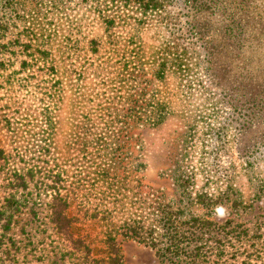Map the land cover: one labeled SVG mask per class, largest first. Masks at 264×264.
I'll return each mask as SVG.
<instances>
[{
    "label": "rangeland",
    "instance_id": "rangeland-1",
    "mask_svg": "<svg viewBox=\"0 0 264 264\" xmlns=\"http://www.w3.org/2000/svg\"><path fill=\"white\" fill-rule=\"evenodd\" d=\"M121 1L0 0L1 20L8 22L1 42H22L11 45L15 55L4 57L0 70V202L14 193L16 174L26 175L31 193L6 233L11 241L0 248V264H80L77 255H64L69 242L49 220L52 184L66 197L68 216L77 218L74 237L87 240L96 255H102L105 227L132 217L147 224L145 216L159 204L178 205V168L192 176L193 195L230 193L211 213L192 206L195 214L208 212L214 223L231 220L241 229L264 218V191L258 194L264 118L244 115V93L264 87V19L251 9H264V0H247L245 7L246 0H237L240 8L231 3L228 17L238 20L232 30L226 14L214 11L209 57L180 0H167L148 19L134 37L142 47L134 55L130 20L138 11ZM99 10L118 22L105 30ZM26 35L32 36L29 52ZM161 61L166 69L155 77ZM154 100L168 106L159 124L142 110ZM248 204L252 209L245 210ZM102 210L110 212L108 222ZM237 230L221 258L213 253L201 264H244V236L237 238ZM116 243L123 264H170L137 238L118 234Z\"/></svg>",
    "mask_w": 264,
    "mask_h": 264
},
{
    "label": "trees",
    "instance_id": "trees-1",
    "mask_svg": "<svg viewBox=\"0 0 264 264\" xmlns=\"http://www.w3.org/2000/svg\"><path fill=\"white\" fill-rule=\"evenodd\" d=\"M90 1L94 2L98 0ZM180 1L186 3L191 10L187 23L193 34L198 39L204 41V48L209 57L214 51L213 49V51H211V48L215 47L213 42L214 39L211 35L213 29L210 24V16L216 9H221L218 13L221 15L226 14L223 19H229V22L225 24L227 25L226 27L232 30L234 27L232 23L236 24L238 20L234 19V14H230V17H228V13L230 12L227 13L226 11L231 9L229 8L231 3H236L237 8L241 6L237 4V0ZM221 1L228 2V4L220 7L218 3ZM121 2H124V5H135V11H138V14L133 15L132 20H130L132 33L131 37H129V42L131 44L138 45L137 49L135 47L133 48L136 49L134 50V55H138L139 49L142 47L134 37L138 36L140 30L146 26L151 16L156 13H161L165 9L168 2L167 0H122ZM246 3L247 0L246 2L244 1V7ZM251 9L254 17L264 19V9L256 7H251ZM245 10L246 8H244V11ZM97 18L100 23L104 24L105 30H108L118 22L114 16L104 14L100 10L97 12ZM7 31L8 22L1 20L0 17V70L6 67L5 62L7 59L4 57H8L9 54L15 55L14 51L11 50V45L13 43L22 45L21 39L19 38H14V40H10V42L9 40H7V42H1V39L6 36ZM25 37L27 42L24 43L23 50L29 52L28 50L33 45V43H31L32 36L26 35ZM100 39L101 38H99V41ZM97 46L98 42H96L95 39H91L90 47L93 51H97ZM36 48L38 53L49 55L48 48H43L40 45H36ZM25 64L26 62L24 65ZM165 67L166 63L161 61L155 70L154 76L160 77V75L164 73ZM244 100V115L249 117V121L254 117L264 118V87L255 91L251 88L248 93H244ZM167 109V104L159 100L151 101L142 108L145 112L143 114L147 116V120L152 124L161 123L166 116ZM137 120L139 122L140 118L137 117ZM191 129H193V125L190 126L189 137L192 136ZM2 159H4V152L0 148V161ZM183 172L178 168L173 177L175 192L178 195L176 199L178 205H174L172 202L164 203L163 205L159 204L156 209L150 210L147 216H145L149 219V223L147 224L144 223L143 218L132 217L124 219L122 224L118 226L105 227L102 233L103 239L101 240L103 245L101 249L102 255L94 254L92 246L84 238L74 237L71 229L77 218L68 216L66 210L69 207V203L66 197L59 194L55 184L49 186L54 192L49 202V220L53 224L56 232L60 234L64 240L69 242L64 255H77L80 264H123L120 249L116 243V236L121 234L124 237L137 238L145 242L148 246L156 249L155 252L159 258L170 262V264H201L204 260L208 261L213 253L215 257L221 258L225 248H227L226 245L232 243V241L228 239L229 233L238 229L235 233L236 237L239 238L244 236V264H251V260L254 261V264H264V218L255 220L251 228L244 226V228L241 229V225L232 224L231 220L225 221L222 225L214 223L206 217L208 212L202 215L195 214L191 208L192 206H201L211 213L216 203L222 201L224 197H229L230 193L226 190L225 193H221L215 197L213 194L199 190L198 192H194L193 195L189 189L192 186V176ZM14 181V193L5 197L0 202V248L6 240L9 242L11 241L9 238H6V233L11 229L17 214L20 213L30 201L31 193L27 191L28 180L26 175L23 173L16 174ZM232 190L233 188L230 187L229 191ZM262 191H264V184L258 194ZM232 207L237 209V203L235 202L232 204ZM244 209H252V204L244 205ZM109 213L110 212L102 210L101 220L108 222L110 220ZM11 245L12 243L10 246ZM248 247L252 248L248 249ZM9 253L7 249V257H10Z\"/></svg>",
    "mask_w": 264,
    "mask_h": 264
}]
</instances>
